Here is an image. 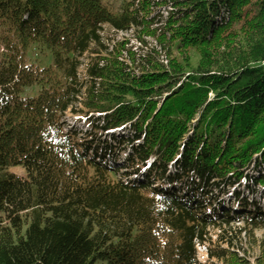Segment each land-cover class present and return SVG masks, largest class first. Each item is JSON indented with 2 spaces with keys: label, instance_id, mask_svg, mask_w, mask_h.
<instances>
[{
  "label": "trees",
  "instance_id": "16d2710c",
  "mask_svg": "<svg viewBox=\"0 0 264 264\" xmlns=\"http://www.w3.org/2000/svg\"><path fill=\"white\" fill-rule=\"evenodd\" d=\"M104 1L0 0V264H253L264 212L214 203L252 167L264 190V0Z\"/></svg>",
  "mask_w": 264,
  "mask_h": 264
},
{
  "label": "rangeland",
  "instance_id": "374dc122",
  "mask_svg": "<svg viewBox=\"0 0 264 264\" xmlns=\"http://www.w3.org/2000/svg\"><path fill=\"white\" fill-rule=\"evenodd\" d=\"M105 2H107L108 5H111V4L113 5V3H110L109 0H105L104 3ZM170 10H171L170 6H165V7L163 6L160 9H155L154 13L151 15V17L154 18V24L152 23L151 27L152 28L159 27L161 25L160 22L165 19V17L167 16V13ZM160 17H162V18H160ZM114 37H115V40L128 39V40H130V45H133V46L137 45V47H139V44H136L135 39L133 38V33L132 32H122V33L116 34ZM144 39H145L144 41L146 42L145 48H144L145 51L151 53L154 56V58H156L157 60H160V61H162L164 63H167L168 62V51H167L166 47L161 45L159 43V41H157L154 37H144ZM67 120H68V124H69L68 128H73L74 130L82 131L83 133H85V131H87V134L93 133L92 132L93 131L92 127L89 126V124L86 123L84 119L83 120H75V118H73V117H67ZM125 132L126 131H123V130L122 131L121 130H117L115 132L109 131V132L104 133L102 136H97L99 141L101 142L100 146H99V150L100 151L102 150L101 154L102 155L105 154L106 151L108 150V149H106L108 147L107 146V141L108 142L111 141V137H110L111 135H115V137H117L119 139H123L122 137H125V136H123L124 134L129 135L128 133H125ZM121 146L122 145H119L118 148L114 147V149H120ZM127 152H128V150H127ZM115 157L119 158V152H117L115 154ZM126 157H127L126 154L123 155L122 157H120L121 160H119V161L122 162V160L126 159ZM110 160L113 161L114 158H110ZM152 163H153V161L151 160L149 162V164L147 165L146 170L149 168V166H151ZM111 165H115L116 167H122L123 166L122 164H111ZM179 166H180L179 161H177L175 163H172L171 167L169 168L170 170H169L168 174L169 175L170 174H174V175L178 174L179 173V170H178ZM252 168H250L249 170H245L244 171V174L248 175L249 179L243 180L240 184L234 186V188H231L229 192L224 191V190H223L224 192H221V193H220V191L217 192L216 195H218V198L220 200L214 203V207L217 208V207H219V205H221L222 209H228V207H229L231 209L234 208V210H236L235 212L239 211V209H240L239 208V204L236 203V205L233 207L234 204L232 203V202L235 201L234 200L235 198L237 199V193H238L239 196H240V200L239 201L244 199V200H249V202L251 203L253 201V199H254V201H255L254 205H256V208L259 209V210H257L254 207H252V208L256 209V211L264 212V190L262 188L254 187V184L250 182L252 176L257 177V172L256 171H250V170H252ZM261 168H262L263 173H264V166H262ZM5 171L10 172V173H14V174H16L18 176L26 177V171L21 166L9 167ZM142 173L143 172H140L139 175H141ZM139 175H136L137 178H141ZM195 179L196 178L193 177L192 179L186 180V184H188V186H193L194 183L192 181H195ZM141 180H143V179L141 178ZM198 183H200L199 180H198ZM164 190L165 191L177 190L178 192L184 191L182 193V195L189 194V196L192 199L194 198V193H195V190L190 191L189 187L186 190H184L182 187L175 186L173 188L170 185L169 186H165ZM222 193H225V194H222ZM248 209H250V207ZM234 227H236V229L239 230L242 227V224L241 223H236L234 225ZM240 237H241V240H242V242L240 244V246L242 248V250L240 252V255H245V257H247L248 260L251 261L250 263L254 264V261L257 258L258 252H259V250H257V251L255 250L254 240L263 238L264 237V233H262L260 231L256 232V233L243 232L240 235ZM204 251H205L204 249L201 250V253H204ZM201 258L204 259L205 257L203 256ZM96 264H106V263L98 261Z\"/></svg>",
  "mask_w": 264,
  "mask_h": 264
}]
</instances>
